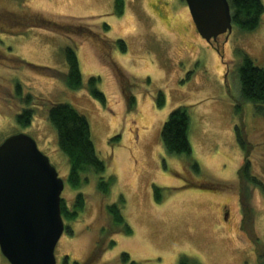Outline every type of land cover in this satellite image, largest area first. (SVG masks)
I'll list each match as a JSON object with an SVG mask.
<instances>
[{
	"label": "rangeland",
	"instance_id": "374dc122",
	"mask_svg": "<svg viewBox=\"0 0 264 264\" xmlns=\"http://www.w3.org/2000/svg\"><path fill=\"white\" fill-rule=\"evenodd\" d=\"M157 1L122 0L120 15L114 14V0L26 3L30 10L77 19L94 29L104 23L109 39L125 43V53L113 49L110 58L133 83L131 112L109 62L99 60L89 42L35 28L21 36L0 34L1 57L13 56L29 65L11 68L1 63L0 77L19 82L43 103L68 104L85 116L95 152L106 164L103 177L114 178L108 200L97 193L96 179L81 190L84 210L76 221L62 219L64 233L55 247L56 264H83L100 236L94 226L98 203H113L119 197L132 234L114 235L115 245L95 264H109L121 253L139 264H179L182 257L199 264H257L258 254L264 255V105L241 99L237 76L243 55L264 69V13L254 31L232 26L230 34L207 43L183 8L184 0L182 4L169 0L173 9L168 8L164 18L158 17L161 4ZM261 3L264 7V0ZM68 46L76 53L83 82L89 76L99 79L97 88L105 105L85 90H69L59 79L34 69L65 74L63 49ZM159 92L164 97L161 107L156 105ZM4 95L9 100L5 92L0 97ZM4 101L0 98V144L15 134L30 136L64 179L68 165L46 120L48 105L32 106V121L21 128ZM178 107L189 109V156L170 155L161 142L162 126ZM246 159L249 182L237 176ZM155 188L160 190L159 202ZM75 194L64 186L60 211L62 200L70 206ZM102 225H108L103 218L98 227ZM112 230L120 231L113 226ZM0 264H9L1 253Z\"/></svg>",
	"mask_w": 264,
	"mask_h": 264
},
{
	"label": "trees",
	"instance_id": "16d2710c",
	"mask_svg": "<svg viewBox=\"0 0 264 264\" xmlns=\"http://www.w3.org/2000/svg\"><path fill=\"white\" fill-rule=\"evenodd\" d=\"M29 0H0V34L21 36L30 29H42L53 32L58 35L68 37H78L82 41L89 42L97 51L99 60L109 62V68L115 75L121 96L125 101L127 110L131 112L135 106V97L131 91L133 83L130 77L126 76L120 69V66L110 58V53L114 49L119 53H125L127 47L121 40H111L106 36L109 27L106 24H100L95 29L86 23L72 18H62L48 15L42 12H36L26 7ZM114 14H122L124 3L122 0H114ZM231 10V23L242 32L254 31L260 22V18L264 13V7L261 0H228ZM2 48L0 47V64L6 63V66L18 68L20 66H29L15 57L8 60L1 57ZM3 54V53H2ZM64 59L67 66L66 73H58L50 69H38L37 71L52 78L62 81L69 90H85L94 100L102 105L106 104L104 95L98 90L97 85L99 79L89 76L83 82L82 75L79 70L76 53L72 46L63 49ZM106 55V57L104 56ZM0 68L1 65H0ZM30 68H32L30 66ZM56 72V73H55ZM58 73V74H57ZM237 76L240 86V97L243 101L251 102L255 105H264V69L254 65L251 58L247 55L241 57V61L237 70ZM145 83L149 84V80ZM135 85V83H134ZM9 94L7 100L0 97L8 112L12 113L15 124L21 128H27L34 116V110L31 108L35 104L47 106L30 92L25 91L23 85L19 82H9L0 77V94ZM164 103V97L161 92L158 93L157 103L161 107ZM0 107H3L0 105ZM240 111V110H239ZM47 122L53 127L56 133L57 148L65 158L68 165V172L63 177L64 186L76 192L74 200L70 206L66 205L62 200L61 217L63 221L72 222L78 219L80 213L84 210L86 198L81 191L84 187L90 185L92 180L96 179V191L101 198L108 200V194L114 184V178L109 176L104 178L106 170L105 162L96 154L93 142L90 136L89 123L85 116L76 111L68 104L48 105L46 113ZM189 130V109L188 107H178L171 111L167 120L164 122L160 137L165 151L173 156H189L191 154L190 143L188 141ZM237 131V139L240 146L244 148V142L241 135ZM117 140V137L112 139ZM193 170L199 173L197 164H193ZM249 162L247 159L238 171L239 180L249 179ZM249 182V181H248ZM160 190L154 189V196L157 202L160 201ZM100 198V199H101ZM99 199V200H100ZM98 200V201H99ZM99 210L96 215L94 226L98 234L95 241L92 242V248L89 256L83 264H95L103 252L112 248L115 243L112 237L116 234L130 235L131 228L125 222L122 216V207L124 200L119 197L116 202L105 204L101 201ZM101 204V205H100ZM103 206V207H102ZM103 218L109 227L99 226L98 222ZM109 220V221H108ZM120 230L118 233L112 230ZM66 228H69L66 226ZM70 230V228H69ZM70 234L68 229H65ZM258 254L257 264H264V255ZM66 258V257H65ZM77 264V263H74ZM109 264H139L130 260L129 256L121 253ZM179 264H199L193 259L187 257L180 258Z\"/></svg>",
	"mask_w": 264,
	"mask_h": 264
},
{
	"label": "water",
	"instance_id": "95a60500",
	"mask_svg": "<svg viewBox=\"0 0 264 264\" xmlns=\"http://www.w3.org/2000/svg\"><path fill=\"white\" fill-rule=\"evenodd\" d=\"M207 43L230 34L228 0H184ZM64 181L28 135L0 144V253L9 264H56L64 233L60 200Z\"/></svg>",
	"mask_w": 264,
	"mask_h": 264
},
{
	"label": "flooded vegetation",
	"instance_id": "af4514ba",
	"mask_svg": "<svg viewBox=\"0 0 264 264\" xmlns=\"http://www.w3.org/2000/svg\"><path fill=\"white\" fill-rule=\"evenodd\" d=\"M181 1V3L180 4H182L184 1L183 0H180ZM158 2V4H161V5H159L160 6V9H158V17L160 18V17H163L164 18V16H162V15H164V14H166L167 13V11H168V8H169V10L170 11H172V9H171V7L169 6V0L168 1H165V0H158L157 1ZM172 4V3H171ZM184 4H185V6L183 5V8H185V10H186V13H188L189 14V11H188V7H187V5H186V3L184 2ZM222 36H225V34L224 35H221V36H219L220 38L222 37ZM217 40V39H216ZM214 42H216V41H214Z\"/></svg>",
	"mask_w": 264,
	"mask_h": 264
}]
</instances>
